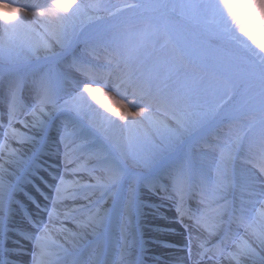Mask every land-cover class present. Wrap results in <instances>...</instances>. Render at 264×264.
I'll use <instances>...</instances> for the list:
<instances>
[{
    "label": "snow or ice",
    "instance_id": "6c2138e0",
    "mask_svg": "<svg viewBox=\"0 0 264 264\" xmlns=\"http://www.w3.org/2000/svg\"><path fill=\"white\" fill-rule=\"evenodd\" d=\"M34 7L36 10L32 11L27 6L18 5L16 0H0V9L3 10L0 11V25L4 33L0 48L8 50L18 44H26L30 54L37 58V63L43 57L45 66L48 67L47 72H42L30 81L14 80L6 85L10 97L9 127L16 116L20 94L25 90L29 91L35 104V107L32 104L27 105V109L35 118L33 127L40 133L47 132L51 119L56 115L70 119L68 113L73 110L77 118L85 115L74 101L90 99L107 113V116L99 122L90 121L91 128L81 123L78 134L69 132L65 124L59 133V143L64 147L63 159L65 165H68L77 155L85 158L103 153V159L98 160L97 167L113 174L109 176V182L105 183L101 177L92 176L95 168L65 167V172H71L74 178L66 181L64 176H53L58 182L55 185H47L52 188V196L41 192L53 210L50 211L49 207L41 209L48 214L47 219L33 218L29 214L25 219L30 230L9 227L8 221L13 215V189L10 185L0 182V241H3L2 247L7 257V260L0 259V264H17L8 254L9 242L18 245L12 250L15 255L30 257V264H54L48 251L49 226L56 216L54 209L57 203L66 199L75 200L82 193L87 203L65 212V219L69 218V212L79 211L87 215L81 227L102 224L106 214H102L101 202L111 191V187L119 181H123L127 186L126 209L130 217L135 216L137 194L141 188L174 206L176 221L186 233L184 248L188 252V256L183 260L177 259L176 264H188L189 260L192 264H204L205 261L209 264H221L224 257L228 258L229 264H264V176L250 174L240 181L235 173L229 172L227 160L222 157L221 163L216 166V178L212 181L214 189L224 193L230 186L238 187L248 198L229 200L227 195H221L219 199L224 203L217 204L212 223H208L205 213L199 207H185L186 200L195 201L198 205L203 203L196 198L195 188L198 182L209 181L208 175L203 171L186 172L183 163L163 165L155 161L150 165L151 171L148 175H136L129 167L111 157L108 146L100 142L93 131L99 129L102 133H108L112 124L123 121L121 127L128 130L131 141L137 124L151 118L150 111L154 103L167 107L173 113L177 127L156 131V136L169 145L180 141L193 124L207 131L223 119L243 120L246 121L243 135L232 142L230 148L233 151L237 147L242 148L245 139L258 141L259 168L260 172L264 173V43L257 37L259 29L254 32L245 23L244 6L231 0H193L180 4L178 7L190 14L193 21L210 30L223 42L224 55L212 66L210 78L189 72L186 70L187 65L195 64L194 49L180 41L178 36L170 37L169 43L172 47L167 51L161 47L160 54L164 59L157 60L154 69L147 73H128L125 83L132 89V99L119 93V85L115 86L117 95L112 96L105 92L103 87H93L92 82L87 80L69 79L72 70H84L81 57L76 56L73 51V44L78 39L77 28L83 18L95 19V16L89 13L97 10L99 5L84 3V0H51L50 4ZM144 7L161 6L125 5L128 10ZM116 11L119 13L121 10ZM30 15L39 19H25ZM32 25L38 26L39 31ZM31 37H34L35 41ZM93 39L95 37L90 35L85 44ZM128 40L131 41V49L139 50L151 44L155 50L153 34L147 30L132 37L118 33L112 41L104 42V46L115 45L119 48L122 41ZM57 47L59 52L54 50ZM70 54L72 59L61 68L60 62ZM66 82L73 84L75 96L65 89ZM95 83L99 84L100 81ZM153 84L157 89L155 95L152 92ZM237 94L241 97L239 110L225 112L223 106L231 102ZM64 96L68 99H64ZM62 99L63 104L60 103ZM109 117H116L117 121H112ZM13 135L20 134L13 132ZM23 139L32 138L22 137ZM77 140L81 142L77 143ZM5 147L0 144V151ZM80 173H87L95 183L83 181ZM169 180L173 182L168 183ZM69 184L74 189L71 193L68 192ZM37 190L40 191L39 188ZM92 190L102 193L96 201L87 194ZM32 202L40 208L35 199ZM233 225L236 226V231L232 230ZM241 229L243 231H240ZM10 232L15 233L19 239L11 238ZM25 242L31 245V250L23 247ZM194 247L197 248L195 253L192 251ZM122 264H125L123 260ZM127 264H138V261H128Z\"/></svg>",
    "mask_w": 264,
    "mask_h": 264
},
{
    "label": "rangeland",
    "instance_id": "374dc122",
    "mask_svg": "<svg viewBox=\"0 0 264 264\" xmlns=\"http://www.w3.org/2000/svg\"><path fill=\"white\" fill-rule=\"evenodd\" d=\"M193 0H84V3L96 4L100 7L90 12L89 15L95 16V19L89 20L83 18L80 26L77 28L78 39L73 44V51L82 46H91L99 47L101 50L110 51L107 60H96L93 58H87L83 56L84 61L90 63H99V66L108 68L110 64H114V69H117V64L124 66L125 75H128L129 72H139L147 73L149 70L154 69L155 63L157 60L164 59L161 56L160 50L163 47L166 51L170 50L172 45L169 43L170 37H179L180 41L184 44H187L190 48L194 49L196 53L195 64L187 65L186 70L189 72H196L200 75H207L210 78L212 66L216 63L217 59L224 55V47H221L207 39H200L195 37V33L203 35H214L210 30L198 25L193 21L185 10L180 9L178 6L183 3H190ZM129 4H142L145 6L149 5H159L161 7H144L136 10H128L125 8V5ZM176 5L177 7L173 8L172 6ZM117 9L121 11L117 13ZM163 9L170 10L177 17L183 19L186 23L191 26V31L183 29L176 22L171 21L164 13ZM0 11H3L0 9ZM110 13H113L110 15ZM25 19L28 21H34L39 19V17L28 16ZM39 31L38 26L32 25ZM150 31L153 34V39L155 41V50L153 45H147L142 49H131L129 47L131 41H122L119 48L115 45L104 46V42H110L118 33L126 34L129 37L137 36L142 31ZM83 33V35H80ZM94 36L95 39L90 40L88 44H85V40L89 36ZM215 36V35H214ZM4 33L3 27L0 25V40H3ZM217 37V36H216ZM35 41L34 37H31ZM85 44V45H84ZM59 52L60 49L57 47L54 49ZM87 59V60H86ZM127 61V63H126ZM4 62H15V63H24L26 65V70L38 71L36 77H38L44 70L45 60L41 57L39 63H37V58L30 54L29 48L26 44H18L8 50L0 48V63ZM53 67L55 65L53 64ZM60 67H64L61 65ZM8 71H3L6 73ZM1 73L2 76L5 74ZM74 70L70 73L69 79L73 81H79L74 77ZM54 75V74H53ZM70 82L66 83L67 86ZM99 87V86H97ZM72 96H75V91L73 85L66 89ZM152 90L156 93L157 89L155 84L152 85ZM242 91V89L240 90ZM109 95L116 96V93L113 91H105ZM64 99H68L67 96H64ZM240 95H235L231 102L223 106L225 112H231L239 110L240 106ZM64 100L60 101L63 104ZM74 103L78 104L85 115L77 118L75 111L68 113L71 117L70 119H65V117L58 116L55 119V125L71 124L73 128H78L81 123L87 125L91 128V122H99L107 113L99 108L98 105H95L90 99L77 100ZM150 111V119L142 120L137 124L135 135L129 141V132L127 129L122 128L121 125L124 124L123 121H118L112 124L109 128L108 133H102L99 129H93L96 132L98 140L108 146V149L111 153V157L121 164L129 167L131 171L139 176L148 175L151 171L150 165L152 162L158 163V161L164 159L163 165H168L169 156L172 154V159L176 157L179 159V162L183 163L185 171L201 172L203 171L210 178L209 181L202 184L199 187H205L206 190L203 191L206 199L200 204V209L206 214V211L209 208V205L217 207V204H223L224 201L220 200L221 195H227L228 199H233L232 194L236 200L247 199V194L240 191L238 187L233 188L229 187L226 192L221 193L217 192L214 189L212 181L215 180L217 174V165L221 163L222 157L227 160V166L230 173H235L236 177L243 181L244 178L248 177L250 174L264 176V173L260 172L259 168V153L260 147L259 142L252 140L249 141L245 139L243 142V147H237L234 151L231 150L230 145L232 142L236 141L238 137H242L246 121L243 120H229L223 119L217 123L214 127L208 129L207 131L201 130L199 126L193 124L190 127V131L186 133L180 141L172 142L170 145L167 142L162 141L158 136H156V131H163L167 129H175L177 127L175 120L173 119V113L168 110H165V107L162 105L154 104ZM33 118V116L31 115ZM55 117V116H54ZM112 121H117L116 117H109ZM140 120V118H137ZM24 125H28L29 119L23 121ZM69 125V126H71ZM227 125V126H225ZM224 126L223 128H221ZM217 129V137L212 139L209 143H205L207 136L211 134L210 130ZM9 137L5 141L6 144L12 142L15 138L12 131L9 132ZM210 136V135H209ZM204 143V144H202ZM168 158V159H167ZM99 159H103V153L98 156L85 157L78 159L79 166L89 163V167L95 168L96 170L92 173L93 177L99 176L102 178L103 182H109V176L113 173L102 170L97 167ZM167 159V160H166ZM258 167L256 169L255 167ZM76 166L69 167L71 169ZM118 171V170H117ZM147 173V174H145ZM72 174L67 172V176ZM79 175H84L91 181L95 183V180L90 178L87 173H80ZM66 176L64 179L66 180ZM116 191H119L118 200L115 201L113 206V211L116 204L119 202L122 204V208L119 211V214H122V217H119L117 221V229L119 230L116 235L120 237V248H123V252L119 254L125 259L130 257L132 253L126 245L128 242L129 236V226L124 217V206H126L127 198V186L123 181L115 183L111 187V191L105 196L104 200L101 202V205L107 206L110 205L112 196ZM90 197H93V200H98L101 196L99 190L88 191L87 193ZM156 195L147 191L144 188L139 189L137 194V206L136 210L138 212L143 211V204L146 198H149L150 201L156 202ZM120 199V201H119ZM198 199V198H197ZM149 202V201H147ZM153 202V203H154ZM195 203V201H193ZM259 205H257V209ZM114 213V212H113ZM112 213V214H113ZM254 215V213H253ZM215 216V212L209 214V217L205 219L208 223H212V219ZM259 223L257 224V227ZM240 231H243L241 229ZM182 243L185 244L186 233H183V236L180 238ZM193 253L197 251V248L192 249ZM184 253L188 256V252L185 250ZM225 262L229 263L227 257H224L221 261V264Z\"/></svg>",
    "mask_w": 264,
    "mask_h": 264
},
{
    "label": "bare ground",
    "instance_id": "6f19581e",
    "mask_svg": "<svg viewBox=\"0 0 264 264\" xmlns=\"http://www.w3.org/2000/svg\"><path fill=\"white\" fill-rule=\"evenodd\" d=\"M35 123V118L30 119V123L28 126L17 125L14 128V132L20 135H15V140L11 143H8L2 153H0V182L4 184H9L16 176L17 172L23 166L26 158L30 157L31 149L35 147V142L39 139L40 132L37 131L36 128L33 127ZM34 137L35 141L32 142L31 139H23L22 137ZM11 152H14V155H10ZM74 178V177H72ZM80 178L83 181L89 182V180L84 177ZM87 200H81L79 202L74 203H63L57 206L58 215H63L66 211L65 209H74L79 205L86 204ZM102 214H109L110 207L109 205L104 206L101 205ZM126 208V207H125ZM126 211V221H128L129 226V243L134 250V254L131 258H127L123 260L125 264L128 261H137L139 253L142 251H146L143 253L144 256H163L168 257L167 251L162 248L160 245H155L154 243L160 241L161 238L165 237L168 239H176L174 235H164L160 232L158 228H155L157 224H161V220L157 219L156 215L152 214L150 211V215L147 211H143L141 213H135L134 217H130L127 209ZM87 219V215H81L78 218H74L70 221L61 222L56 224L51 222L50 231H49V248L48 251L50 253H66L67 250H72L74 248L79 247L78 244L83 242L84 240H88L91 238H96V234H100L103 232H107L108 229L106 226L107 217L102 224L94 225L93 227H81L82 221ZM154 240V241H153ZM178 252V251H177ZM96 256L99 257L97 253ZM29 258L30 257L24 256ZM96 261V259L94 258ZM122 264V261L119 262ZM204 264H209V262H204ZM224 264H229L225 262ZM234 264V262H233Z\"/></svg>",
    "mask_w": 264,
    "mask_h": 264
},
{
    "label": "clouds",
    "instance_id": "9594fccd",
    "mask_svg": "<svg viewBox=\"0 0 264 264\" xmlns=\"http://www.w3.org/2000/svg\"><path fill=\"white\" fill-rule=\"evenodd\" d=\"M231 2L244 6V21L255 32L261 43H264V0H231Z\"/></svg>",
    "mask_w": 264,
    "mask_h": 264
},
{
    "label": "water",
    "instance_id": "95a60500",
    "mask_svg": "<svg viewBox=\"0 0 264 264\" xmlns=\"http://www.w3.org/2000/svg\"><path fill=\"white\" fill-rule=\"evenodd\" d=\"M169 16H170L173 20L177 21V23H178L180 26H183V27H185L186 29H188L189 31H191V27L189 26V24L183 22L181 19L175 17V16L172 15V14H171V15L169 14ZM197 37H200V39H201V38H206V39H208V40H210V41L212 40V42H214V43L220 45L221 47H224L223 42H222L219 38H217V37H215V36H208V35H203V34H201V36H200V35H197Z\"/></svg>",
    "mask_w": 264,
    "mask_h": 264
},
{
    "label": "trees",
    "instance_id": "16d2710c",
    "mask_svg": "<svg viewBox=\"0 0 264 264\" xmlns=\"http://www.w3.org/2000/svg\"><path fill=\"white\" fill-rule=\"evenodd\" d=\"M153 107H154V105H153ZM225 126H227V125H225ZM224 126H222L221 128H223ZM210 132H212L211 134H209L208 136H207V140H209V141H205V143L207 142V143H209L212 139H214V138H216L217 137V135H218V133H217V129L215 130V128L214 129H212V130H210ZM215 140V139H214ZM213 140V141H214ZM213 141H211V143L213 142ZM204 144V143H203ZM174 162V161H173ZM178 164V163H177Z\"/></svg>",
    "mask_w": 264,
    "mask_h": 264
}]
</instances>
